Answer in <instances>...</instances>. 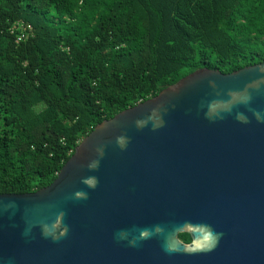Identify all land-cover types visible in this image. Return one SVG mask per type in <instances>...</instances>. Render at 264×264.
Instances as JSON below:
<instances>
[{
	"label": "water",
	"instance_id": "95a60500",
	"mask_svg": "<svg viewBox=\"0 0 264 264\" xmlns=\"http://www.w3.org/2000/svg\"><path fill=\"white\" fill-rule=\"evenodd\" d=\"M0 264H264V62L188 75L0 195Z\"/></svg>",
	"mask_w": 264,
	"mask_h": 264
},
{
	"label": "trees",
	"instance_id": "16d2710c",
	"mask_svg": "<svg viewBox=\"0 0 264 264\" xmlns=\"http://www.w3.org/2000/svg\"><path fill=\"white\" fill-rule=\"evenodd\" d=\"M263 62L264 0H0V195L48 187L99 123L188 75Z\"/></svg>",
	"mask_w": 264,
	"mask_h": 264
},
{
	"label": "built area",
	"instance_id": "2783aa9c",
	"mask_svg": "<svg viewBox=\"0 0 264 264\" xmlns=\"http://www.w3.org/2000/svg\"><path fill=\"white\" fill-rule=\"evenodd\" d=\"M22 38V37H21Z\"/></svg>",
	"mask_w": 264,
	"mask_h": 264
}]
</instances>
